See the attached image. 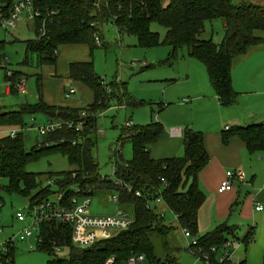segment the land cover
<instances>
[{
    "label": "trees",
    "instance_id": "obj_1",
    "mask_svg": "<svg viewBox=\"0 0 264 264\" xmlns=\"http://www.w3.org/2000/svg\"><path fill=\"white\" fill-rule=\"evenodd\" d=\"M14 1L0 0V18L11 13ZM31 2L33 7L40 11V15L32 21L37 38L25 40L22 61L24 64L29 65L34 56L36 66L54 65L57 50L64 44H85L92 55L98 46H107L102 40L99 27L103 22L110 20L119 34L133 35L139 47L151 48L159 44L169 46L166 62L177 58L178 50L185 47L188 55L204 66L209 85L223 107L233 104L238 96L231 82L233 60L244 56L250 48L264 42V6L255 3H233L232 0ZM216 18L221 19L224 26L221 41L214 42L211 37L198 39L197 36L204 30L205 22ZM151 23L165 28L163 38L157 31L151 30ZM42 24L44 33L40 35L38 30ZM95 36H98L99 44ZM22 74L21 71H12L11 75H5L9 91L13 95L18 96L15 84L20 77L25 76ZM68 76L91 89L94 97L92 103L83 108L47 104L42 98L41 83H38L35 102L19 100L18 106L10 109H6L0 102V126H24L25 116L33 114L76 121L80 111L86 110L82 132L75 131L74 127L64 126L42 137L40 143L37 140L28 150L25 148L23 132H18L15 137H1L0 177L5 179V183L0 184V190L8 194L28 195L29 190L38 185L39 173L27 171L26 165L43 155L59 152L73 168L49 172L48 181L53 179L52 183L58 189H67L76 184L95 187L104 193L117 192L116 204L131 212L133 222L111 237L98 239L88 246L80 247L72 242L69 225L54 220L44 221L40 229L43 243L37 248L50 255L46 264H106L110 257L114 258V264H119L138 253L145 255L147 264H170L168 255L162 258L156 253L149 237L151 231H156L162 246L166 250L172 248L167 237L173 227L165 224L162 215L150 204L156 198L175 215L177 225L182 231L186 230L195 237L197 246L208 252L214 260L220 250L210 252V248L220 247L229 238H234L235 227L220 223L198 235L197 212L205 199V194L199 186L198 174L209 160L203 134L186 124L181 130L183 153L179 156L155 159L150 156L149 147L160 138L164 130L163 125L159 121H151L142 125L123 126L117 141L130 142L131 157L114 163L113 177L120 180L121 185L114 184L113 180L107 177L102 179L98 162L92 154L95 147L97 114L108 108L111 100L116 104L127 103L130 106H137L141 101L128 97L125 83H104L103 78L95 72L92 59L70 62ZM220 136L223 143H227L232 137L239 138L251 153L264 150V123L232 125L223 130ZM61 138L64 140L61 143L46 144L50 141L57 142ZM125 185L131 190L128 191ZM49 187L50 185L40 186L39 192L30 197V202L48 198L54 193ZM136 190L140 191V196L134 194ZM250 235L251 232L243 241H248ZM55 246L67 248V255L64 258L56 256ZM186 250L194 248L188 246ZM9 254L13 263L14 247ZM200 264L204 263L201 261ZM223 264H229L228 259Z\"/></svg>",
    "mask_w": 264,
    "mask_h": 264
},
{
    "label": "rangeland",
    "instance_id": "obj_2",
    "mask_svg": "<svg viewBox=\"0 0 264 264\" xmlns=\"http://www.w3.org/2000/svg\"><path fill=\"white\" fill-rule=\"evenodd\" d=\"M232 1L233 3L248 2L264 6V0ZM99 28L102 40L107 46H98L93 50L91 59L94 63L95 72L103 78L104 83L108 84L113 81L118 84L125 83L128 97L132 100L141 101V104L137 106L123 103L124 107L120 106L118 108L116 102L111 100L110 106L97 114L96 132L94 134L95 147L92 154L98 162L100 175L114 180V163L120 159L127 160L131 157V144L128 140L121 143V157L116 152L119 146L117 138L121 128L128 120L133 125L159 121L170 130L171 127L183 128L186 124L192 126L194 124L195 128H197V126L209 121L213 115L212 110L207 105L200 103L194 105L193 101L191 102V98H189L191 97V94L188 93L190 90L199 91L202 89L197 83L200 81L202 84L207 79V74L204 66L196 59L190 57L185 47L178 50L177 58L171 59V62H166L170 51L169 46L159 44L151 48L139 47L136 45V38L133 35L127 33L119 34L110 20L103 22ZM151 30L157 31L161 38L165 34V28L157 23H151ZM222 36V20L216 18L205 22L204 30L197 38L201 40L211 37L214 42H220ZM34 38H37V35L34 32L32 20L26 17L25 12L21 13L20 19L16 21L14 27H2L0 25V102L7 108H16L19 100L33 102L37 98L38 85L40 83L42 87L43 77L38 78L40 69L50 65L36 66L34 56H32L33 61L29 65L22 62L25 54V40ZM256 47H262V44L252 48ZM242 57L244 56L235 58L233 66ZM239 63L235 67V71L239 75V80L241 81V78H243L245 86H247L253 78L252 63L264 65V48ZM189 67L195 74V80L190 83L185 82V75H182L184 70ZM199 67L204 73L202 77L198 74ZM7 70L21 71L26 75V95L5 94L4 89L7 86L5 73ZM261 73L264 80V67L261 68ZM77 82L84 85L80 81ZM207 83H209L208 79ZM83 87L88 89L85 85ZM184 98H189L190 101L187 102L188 99ZM81 102L83 106L80 108L87 105L85 101L81 100ZM25 117L28 125L29 116ZM44 119L45 116L43 115H35V123ZM99 131H102V133H99ZM24 137L27 150L37 140L40 143L42 139L32 130H25ZM72 168L73 166L69 165L66 157L59 152L43 155L38 160L29 162L26 165L27 171L39 173L37 176L38 185L31 188L28 195L8 194L1 190L5 204L0 210V225L3 226V230L0 231V240L15 236L13 264H46V261L50 259V255L46 251L37 248L34 236L24 241L19 240L18 234L24 223L11 216L14 215L17 209L28 211L31 203L30 197L39 192L40 186L50 185L49 188L52 192L56 190L57 187L54 183L48 181L47 175L49 172H59ZM50 180L53 181V179ZM4 183L5 179L0 177V184ZM116 193H104L94 187L93 192L87 195L90 200L88 211L94 215L115 213L119 207L116 204L117 202L111 199V196ZM55 196L56 193H52L49 198H54ZM83 198V196H80L79 202H82ZM151 204L162 215L164 223L173 227L167 237V241L172 247L168 250L162 246L156 231L149 233L156 253L162 258H166L168 255L171 259L170 264H193V262L200 264L201 262L196 260L190 251L186 250L188 247L187 242L190 240L184 237L182 229L177 225L175 215L162 201ZM54 253L56 256L64 258L68 253V249L59 247L57 251L54 250Z\"/></svg>",
    "mask_w": 264,
    "mask_h": 264
},
{
    "label": "crops",
    "instance_id": "obj_3",
    "mask_svg": "<svg viewBox=\"0 0 264 264\" xmlns=\"http://www.w3.org/2000/svg\"><path fill=\"white\" fill-rule=\"evenodd\" d=\"M263 48L264 42L262 47L250 48L239 62ZM91 56L90 49L85 44L61 45L57 50L55 64L42 67L38 75L39 78L43 77L41 87L43 100L54 106L78 108L83 106L81 100L85 101L87 105L92 103L94 97L91 89L87 87L89 91L83 87L84 85L71 80L68 76L70 62L89 61ZM239 62L232 65L231 82L238 96L230 106L223 107L219 104L217 96L207 83L208 78L202 84L198 81L197 85L202 87L201 90L188 92L191 94V97H188L191 98L194 105L196 103L207 105L213 115L209 121L197 128L194 124L190 125L194 130L203 134V142L209 156L207 164L198 174L199 186L205 194V199L197 212V228L198 235H202L220 223L235 227V237L229 239L236 240L238 244L231 250L228 263L262 264L264 254V150L251 153L239 138L232 137L227 143H223L220 136L223 130L232 125L247 126L264 123V80L261 73V68L264 65L252 63L253 78L245 86L244 79L241 78L240 81L239 75L235 71ZM198 74L201 77L204 76L200 67ZM182 75H185V82L190 83L195 80V74L190 67L184 70ZM25 76L23 77L26 83ZM70 90L72 92H69ZM4 92L6 95L11 94L8 83ZM18 94L26 95L27 91L26 89L24 92L18 91ZM189 98L184 99H188V102ZM2 105L4 106V104ZM6 109L10 108L6 107ZM35 115L39 114L28 115L29 121L33 119L35 122ZM47 119L49 117L45 116L41 122ZM163 127L164 130L160 138L149 147L150 156L157 159L181 155L183 153L182 127H177L180 129L178 135H171L164 125ZM17 129L16 125L0 126V138L8 136L12 130ZM227 170H242L245 177L241 180L233 179L231 190L219 192L218 187ZM257 204L262 205L263 209L256 210ZM249 232H251L249 240L243 241ZM193 264L195 263L193 262Z\"/></svg>",
    "mask_w": 264,
    "mask_h": 264
},
{
    "label": "built area",
    "instance_id": "obj_4",
    "mask_svg": "<svg viewBox=\"0 0 264 264\" xmlns=\"http://www.w3.org/2000/svg\"><path fill=\"white\" fill-rule=\"evenodd\" d=\"M25 12L26 17L29 20H32L40 15V11L35 9L32 5L31 0H15L12 4V11L7 17L0 18V25L2 27H14L16 25V21L20 19L21 13ZM39 34L44 33L43 24L42 27L39 28ZM96 37L97 44L100 43L98 36ZM12 71L7 70L6 74L11 75ZM25 78L20 77L15 86L19 92L25 91ZM69 92H72L70 90ZM69 95V94H68ZM118 108L120 106L124 107V104H117ZM101 114V113H100ZM86 112L84 110L80 111L78 115V120L69 121V120H61V119H47L41 123H35L33 119L28 122V125L18 126L17 130H12L8 136L15 137L18 132H24L25 130L35 131L39 137L47 136L58 129L66 126L68 128L74 127L75 131L82 132L83 126L85 123ZM132 123L128 120L125 123V127L131 126ZM171 135L180 134V129L177 127H172L169 130ZM102 133V131H99ZM64 140L61 138L57 142L50 141L46 144L55 145L63 142ZM74 143V141H72ZM119 146L116 150L117 154L121 156V142H118ZM74 177L75 174L73 173ZM104 179L107 176H101ZM245 174L242 170H227L225 171V177L220 182L218 187L219 192L229 191L233 187V179H243ZM50 182H54L50 180ZM114 184L121 185L120 180H113ZM126 189L130 191V187L125 185ZM94 187L85 186L82 187L80 185L72 184L67 189H58L54 191L56 196L54 198H46L40 201H36V203H30L28 211L25 209H17L14 213L13 218H16L18 221L24 223L22 229L20 230L18 237L20 241H24L34 236L35 243L37 246L43 243L42 236L40 234L41 225L44 221L54 220L61 224H66L71 227V239L72 242L80 247L88 246L92 242L111 237L117 234L119 231L126 229L133 222V216L131 212L122 207L117 208L116 212L113 214L107 215H94L88 211V206L90 204L89 197L87 195L93 192ZM136 196H140V191H134ZM80 196H83L82 202H79ZM117 193L111 196L113 201H117ZM161 201L159 198H156L151 203ZM150 203V204H151ZM4 205V199L1 195L0 190V210ZM152 206V204H151ZM256 210H262L263 206L257 204L255 206ZM3 230V226L0 225V231ZM183 233L188 242V246L190 248H194V250H190V252L194 255L196 260L203 261L204 264H223L227 259L229 260L231 250L234 249L238 242L234 239L226 240L220 247L212 246L210 248V252L220 250V253L216 260H212L209 253L202 250L201 247L197 246V240L195 237H192L188 231L183 230ZM15 240V236L7 237L5 239L0 240V264H13L11 262L10 250L13 247ZM195 246V247H194ZM59 247L55 246L54 250H58ZM106 264H114V258H108ZM119 264H147L146 258L143 253H138L129 256L127 259L121 261Z\"/></svg>",
    "mask_w": 264,
    "mask_h": 264
}]
</instances>
